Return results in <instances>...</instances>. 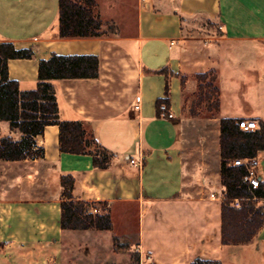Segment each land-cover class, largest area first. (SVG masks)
Instances as JSON below:
<instances>
[{
	"label": "crops",
	"instance_id": "obj_1",
	"mask_svg": "<svg viewBox=\"0 0 264 264\" xmlns=\"http://www.w3.org/2000/svg\"><path fill=\"white\" fill-rule=\"evenodd\" d=\"M58 1L0 0V44L34 50L31 59L7 62L8 77L31 90L40 60L96 56L97 78L52 85L59 118L82 122L111 153V164L97 170L89 155L61 153L57 126L35 139L43 158L0 160V264H90L92 255H105L102 247L111 260L114 238L124 236L133 237L142 264H264V226L247 244H221L218 124L255 120L264 127V0H96L103 29L115 27L99 38H60ZM210 21L218 34L191 36ZM164 68L173 119L156 113L165 84L157 71ZM210 70L218 111L191 117L183 110L185 88ZM5 136L21 134L0 121ZM250 162L264 183V151ZM63 175L73 177L76 201L107 204L111 230H61Z\"/></svg>",
	"mask_w": 264,
	"mask_h": 264
},
{
	"label": "trees",
	"instance_id": "obj_2",
	"mask_svg": "<svg viewBox=\"0 0 264 264\" xmlns=\"http://www.w3.org/2000/svg\"><path fill=\"white\" fill-rule=\"evenodd\" d=\"M96 0H59L58 29L60 38H99L114 33L115 27L103 23L96 14ZM32 48L17 49L12 43L0 44V121L7 122L11 130H18L17 140L10 136L0 139V160L21 161L41 159L44 151L36 146L35 139L45 127L57 126L58 147L61 153L89 155L97 170L110 167L112 155L100 146L92 133L80 121L61 120L53 80L95 79L99 61L96 56H64L52 54L40 60L37 67V83L34 89L21 91L18 83L10 80L7 62L15 59H31ZM157 73L165 77L163 97L156 100V108L164 103L169 106L170 85L167 70ZM197 91L190 104L185 100L183 110L196 117L202 110L215 115L218 111L219 90L214 70L195 75ZM181 77V84H184ZM238 119H220V182L225 188L221 201L220 238L223 245H244L253 240L264 226V190L252 189L244 183L246 169L233 164L235 160L253 159L264 151V127L245 132L239 129ZM60 228L62 231H109L112 221L105 202L76 201L72 192L74 179L70 175L60 177ZM237 202V206H236ZM105 209L99 212L95 205ZM122 238H114L115 249ZM117 250V249H116ZM189 264H221L219 260L195 258Z\"/></svg>",
	"mask_w": 264,
	"mask_h": 264
},
{
	"label": "rangeland",
	"instance_id": "obj_3",
	"mask_svg": "<svg viewBox=\"0 0 264 264\" xmlns=\"http://www.w3.org/2000/svg\"><path fill=\"white\" fill-rule=\"evenodd\" d=\"M205 28L203 30H199L197 27L195 28V31L193 35L191 36H202V32H204V35L210 31L213 32L214 34H218V25L215 21H210V22H205L203 24ZM190 29L186 30L185 33H189ZM197 31V32H196ZM189 83L187 84V87L185 88V95L188 98L187 105L190 104V100L192 99V94L197 91V88L195 87L193 80L194 78L191 77L189 79ZM196 81V80H195ZM197 84V82H196ZM211 116L210 113H207L206 111L202 110L200 117L202 118H209ZM107 208V205L105 206ZM95 209L99 212H102L104 207L100 205H95ZM120 225V224H119ZM119 247L115 249L114 242H113V249L114 253L117 255H113V259L108 260V258H105L107 255V247H102V252H104L101 257H96L95 255H92L93 257L91 258L90 264H142V254H140L136 249H135V242L133 237L131 236H124L122 239L119 241ZM136 250V251H135ZM97 258V259H96Z\"/></svg>",
	"mask_w": 264,
	"mask_h": 264
},
{
	"label": "built area",
	"instance_id": "obj_4",
	"mask_svg": "<svg viewBox=\"0 0 264 264\" xmlns=\"http://www.w3.org/2000/svg\"><path fill=\"white\" fill-rule=\"evenodd\" d=\"M140 104H141L140 98L136 97L134 101V109L138 110L140 108ZM156 113L158 118H162V119L174 118V114L170 110V107L164 103L160 104L156 108ZM238 127L239 129L245 132H251L259 129L258 122L255 120H240L238 122ZM130 163L140 167L139 162L138 164H135L134 160H130ZM233 164L236 166H243L246 169L247 173L244 176L243 181L245 184H247L248 187L252 189H256L259 188L261 184H264L261 178L258 176L255 168L251 165L250 159L235 160ZM262 188L264 190V186H262ZM236 206H237V202H236Z\"/></svg>",
	"mask_w": 264,
	"mask_h": 264
}]
</instances>
